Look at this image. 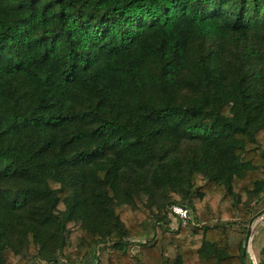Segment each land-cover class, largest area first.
<instances>
[{"label": "trees", "instance_id": "16d2710c", "mask_svg": "<svg viewBox=\"0 0 264 264\" xmlns=\"http://www.w3.org/2000/svg\"><path fill=\"white\" fill-rule=\"evenodd\" d=\"M263 204L264 0H0V264H249Z\"/></svg>", "mask_w": 264, "mask_h": 264}, {"label": "rangeland", "instance_id": "374dc122", "mask_svg": "<svg viewBox=\"0 0 264 264\" xmlns=\"http://www.w3.org/2000/svg\"><path fill=\"white\" fill-rule=\"evenodd\" d=\"M171 206H169L167 208V216H168V209ZM194 216H195V213H194ZM261 219L262 218H260L255 223V225L253 227V230H252V235H251L250 242H249V253H248L249 260H250L249 264H259V254H260L261 249L264 248V230H262V231L259 230L258 229L259 226L257 225V223ZM170 221H171V219H170ZM211 222H213L212 221V217H211L210 214H208L205 217L204 221L201 222V224L203 225V224L211 223ZM169 224H170L169 227L172 230V221ZM152 237H153V230H151L149 237H140V238H130V239H127L128 242L130 243V251L135 254L138 251V249H139V244L144 243L148 238H152ZM80 262H81V260L75 262V264H80ZM35 264H45V263L38 261ZM83 264H97L96 261H95V253L92 252L91 255L87 259L84 260Z\"/></svg>", "mask_w": 264, "mask_h": 264}, {"label": "built area", "instance_id": "2783aa9c", "mask_svg": "<svg viewBox=\"0 0 264 264\" xmlns=\"http://www.w3.org/2000/svg\"><path fill=\"white\" fill-rule=\"evenodd\" d=\"M168 217L172 221V230H176L180 225L187 226L189 224H192L194 226H199V223L196 221L193 211L184 206L172 205L168 209Z\"/></svg>", "mask_w": 264, "mask_h": 264}, {"label": "water", "instance_id": "95a60500", "mask_svg": "<svg viewBox=\"0 0 264 264\" xmlns=\"http://www.w3.org/2000/svg\"><path fill=\"white\" fill-rule=\"evenodd\" d=\"M264 216V209L262 211H260L259 213H257L255 216H253L250 220L249 226H248V230H247V234L245 237V254L249 253V242H250V238L252 235V230L253 227L255 225V223Z\"/></svg>", "mask_w": 264, "mask_h": 264}, {"label": "crops", "instance_id": "0c3cea01", "mask_svg": "<svg viewBox=\"0 0 264 264\" xmlns=\"http://www.w3.org/2000/svg\"><path fill=\"white\" fill-rule=\"evenodd\" d=\"M257 225L259 226V230H264V216L262 217V219L257 223ZM256 225V226H257Z\"/></svg>", "mask_w": 264, "mask_h": 264}]
</instances>
